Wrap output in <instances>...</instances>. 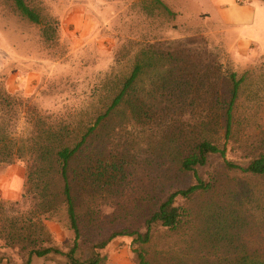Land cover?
Segmentation results:
<instances>
[{
	"label": "rangeland",
	"instance_id": "1",
	"mask_svg": "<svg viewBox=\"0 0 264 264\" xmlns=\"http://www.w3.org/2000/svg\"><path fill=\"white\" fill-rule=\"evenodd\" d=\"M161 1L170 11L154 0H28L56 29V39L47 41L12 0H0L1 135L31 140L44 123L62 124L70 135L105 111L137 60L157 58L137 85V103L148 106V114L133 120L125 104L95 138L97 153L110 151L98 156L119 164L116 176L110 184L101 178L73 185L84 258L93 243L123 227L144 231L149 200L189 182L173 172L178 147L201 133L221 132L219 108L229 100L231 72H251L239 101L243 131H264V0H231L234 7L218 0ZM247 11L254 15L249 21ZM219 177L212 193L190 204V228L153 230L145 246L154 264H229L242 255L264 260V179L225 171ZM26 181L23 162L0 164V264H25L35 245L66 251L74 238L65 207L54 200L46 212ZM22 219L36 221L31 242L16 236ZM137 246L130 236L113 238L101 250L105 264H138ZM65 262L52 253L34 256L31 264Z\"/></svg>",
	"mask_w": 264,
	"mask_h": 264
},
{
	"label": "trees",
	"instance_id": "2",
	"mask_svg": "<svg viewBox=\"0 0 264 264\" xmlns=\"http://www.w3.org/2000/svg\"><path fill=\"white\" fill-rule=\"evenodd\" d=\"M12 1L20 16L41 26L44 39L47 41L56 39L53 23L47 22L41 13L28 3V0ZM154 1L159 7L170 11L161 0ZM156 59L144 57L137 60L105 111L97 115L90 125H85L84 128L76 127L77 129L70 135L63 133L69 130L66 126L61 124L58 129H54L55 127L51 124L46 125L47 123H44L45 127L41 130L42 135L31 140L16 137L9 131L8 133L4 131L2 135L0 133V164L9 166L18 161L23 162L26 169V185H32L35 193L39 194L40 200L46 203L43 204L46 212L53 210L51 208L54 200L59 201L66 209L70 227L74 233L72 243L66 251L53 245H35L28 251L25 264H31L34 256L46 257L52 253L63 255L65 264H105L107 256L101 250L113 238L121 235L132 237V244H138L133 250L138 264H154L147 257L148 250L145 246L152 241L153 230L161 228L177 233L181 229L190 228L194 214L190 204L197 196L208 195L217 188L219 181L221 182L220 173L237 172L264 179V131L260 129L257 131L256 127L243 131V123L240 120L244 110L239 104L242 86L251 72L247 70L240 76L237 72H231L229 100L219 108L222 113L221 124L218 123L221 132L201 133L197 137L185 139L178 147L173 172L176 177L189 182L181 187H172L159 198L149 200L143 221L144 231L123 227L113 232L108 238L93 243L85 258L78 253L82 249L85 236L81 225L83 221L77 206L79 190L73 189V185L77 182L79 186L83 179H90L94 183L101 178L110 184L116 176L113 171L119 169V164L114 161L110 164L108 159L98 156L104 153L109 154L110 151L105 147L103 154L97 153L94 150L95 138L103 124L125 104L128 105L129 115L133 120H141L148 114V106L137 103L139 99L137 85L145 71L155 65ZM172 59L173 57L169 55L167 61L171 62ZM255 109L252 107L251 111ZM59 132L63 135L61 136ZM237 142L240 144L235 148L234 145ZM49 187L53 188V192L47 190ZM20 222L22 224L19 229L17 228L16 236L24 243L29 242L32 237L28 231L36 221L22 219ZM165 255L171 260L176 259V256L168 249L165 250ZM229 264H264V260L242 255L239 260Z\"/></svg>",
	"mask_w": 264,
	"mask_h": 264
},
{
	"label": "crops",
	"instance_id": "3",
	"mask_svg": "<svg viewBox=\"0 0 264 264\" xmlns=\"http://www.w3.org/2000/svg\"><path fill=\"white\" fill-rule=\"evenodd\" d=\"M218 2H219V5H228V6H230V7H234V6H232L233 5V3H232V1L231 0H218ZM229 9H227L226 11H225V13H227V11H228ZM247 13H248V15H247V19L246 20H251V19H253V17H254V15H253V12L252 13H250V12H248L247 11Z\"/></svg>",
	"mask_w": 264,
	"mask_h": 264
}]
</instances>
